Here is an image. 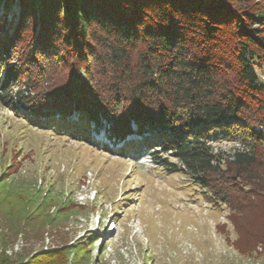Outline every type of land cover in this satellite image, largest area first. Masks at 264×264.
Returning a JSON list of instances; mask_svg holds the SVG:
<instances>
[{
	"label": "trees",
	"instance_id": "16d2710c",
	"mask_svg": "<svg viewBox=\"0 0 264 264\" xmlns=\"http://www.w3.org/2000/svg\"><path fill=\"white\" fill-rule=\"evenodd\" d=\"M263 64L264 0H0V105L83 142L103 122L142 135L159 167L229 209L247 250L264 247ZM66 254L0 249V264Z\"/></svg>",
	"mask_w": 264,
	"mask_h": 264
},
{
	"label": "rangeland",
	"instance_id": "374dc122",
	"mask_svg": "<svg viewBox=\"0 0 264 264\" xmlns=\"http://www.w3.org/2000/svg\"><path fill=\"white\" fill-rule=\"evenodd\" d=\"M34 125L0 105V249L15 263L61 249L68 264H264L261 245L236 246L225 205L138 139L113 146L91 125L83 142Z\"/></svg>",
	"mask_w": 264,
	"mask_h": 264
}]
</instances>
